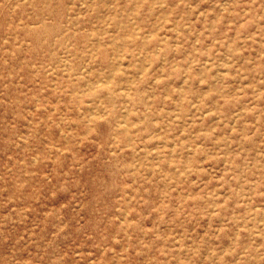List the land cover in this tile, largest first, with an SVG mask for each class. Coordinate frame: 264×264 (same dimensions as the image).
<instances>
[{
    "label": "rangeland",
    "instance_id": "374dc122",
    "mask_svg": "<svg viewBox=\"0 0 264 264\" xmlns=\"http://www.w3.org/2000/svg\"><path fill=\"white\" fill-rule=\"evenodd\" d=\"M0 264H264V0H0Z\"/></svg>",
    "mask_w": 264,
    "mask_h": 264
},
{
    "label": "bare ground",
    "instance_id": "6f19581e",
    "mask_svg": "<svg viewBox=\"0 0 264 264\" xmlns=\"http://www.w3.org/2000/svg\"><path fill=\"white\" fill-rule=\"evenodd\" d=\"M224 2V1H223ZM228 2V1H227ZM125 121V120H124ZM35 160H36V158H35Z\"/></svg>",
    "mask_w": 264,
    "mask_h": 264
}]
</instances>
